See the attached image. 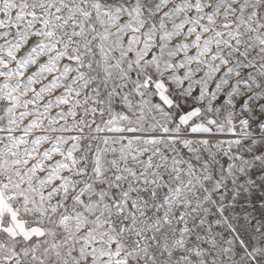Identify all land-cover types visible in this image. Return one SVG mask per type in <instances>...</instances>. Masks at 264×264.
<instances>
[{
  "label": "snow or ice",
  "instance_id": "6c2138e0",
  "mask_svg": "<svg viewBox=\"0 0 264 264\" xmlns=\"http://www.w3.org/2000/svg\"><path fill=\"white\" fill-rule=\"evenodd\" d=\"M0 264H264V0H0Z\"/></svg>",
  "mask_w": 264,
  "mask_h": 264
}]
</instances>
